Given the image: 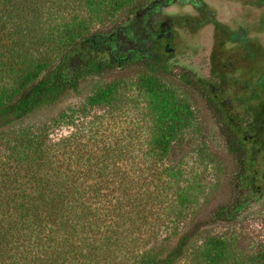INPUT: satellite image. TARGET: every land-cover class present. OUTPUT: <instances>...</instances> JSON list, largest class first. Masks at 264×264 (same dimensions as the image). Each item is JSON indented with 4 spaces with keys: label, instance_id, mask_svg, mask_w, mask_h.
I'll list each match as a JSON object with an SVG mask.
<instances>
[{
    "label": "trees",
    "instance_id": "1",
    "mask_svg": "<svg viewBox=\"0 0 264 264\" xmlns=\"http://www.w3.org/2000/svg\"><path fill=\"white\" fill-rule=\"evenodd\" d=\"M132 1L0 0V264H178L202 228L234 223L259 195L253 168L255 154L264 158V104L246 111L241 131L218 102L216 87L214 96L206 94L207 82L185 70L178 75L180 82L206 102L225 152L233 159L230 202L212 213V223L194 224L173 245L166 238L158 240L130 263L124 254L128 248L124 233L133 235L131 243L142 240L139 230L129 225L130 213L122 208L127 202L138 213L140 205L135 195L122 189V185H130L122 165L135 164V160L125 159L127 145L118 140L108 142V137L98 143L84 141L76 134L53 141L51 126L75 122L74 115L81 116L75 111L59 114L58 119L42 125L26 124L40 111L65 103L88 84L94 88L85 100V109L115 107L125 101L123 90L129 77L137 74V83L147 92L144 115L151 124V141L143 145L142 153L149 162L148 172L152 171L151 185L163 194V176L179 177L177 169L163 163L174 149L185 146L181 135L193 112L164 83L170 70L168 57L151 54L135 58L131 48L137 44L135 29L146 36L149 8L157 0H134L138 3L130 10L133 16L128 25L109 33L91 31L93 7L113 13ZM58 9L63 10L62 15H57ZM135 63L137 69L131 76L104 78L113 72H127ZM107 190L118 194V200L109 210L112 225L104 231L106 224L90 200L104 197ZM171 194L177 204L173 210L185 211L177 216L197 201L183 190ZM160 198L158 194V202ZM119 221L122 225L116 223ZM224 247L223 240L207 239L197 255L203 256V264H225ZM259 261L264 264V252Z\"/></svg>",
    "mask_w": 264,
    "mask_h": 264
},
{
    "label": "rangeland",
    "instance_id": "2",
    "mask_svg": "<svg viewBox=\"0 0 264 264\" xmlns=\"http://www.w3.org/2000/svg\"><path fill=\"white\" fill-rule=\"evenodd\" d=\"M137 3L133 0L132 4H125L113 13L93 7L92 34L109 33L119 26L128 25L133 16L130 10ZM258 3L261 2L201 0L199 7H194L186 2H174L162 11L164 16L172 18L176 24L173 27L174 39L162 40L156 47V55L165 54L169 59L170 70L164 83L193 112L189 125L181 135L185 146L174 149L163 163L177 169L175 173L179 174L178 178L163 176L161 181H166V191L163 190V194L160 189L155 188L156 185H151L152 171L148 172L149 162L142 153L143 145L146 146L151 141L148 130L151 124L148 116L144 115L147 92L137 83L140 76H131L137 69L136 63L127 72H113L104 76L107 81L116 76H131L128 86L123 90L127 98L115 107L85 109V100L94 88L88 84L78 93L71 94L65 103L52 110L40 111L36 117L26 122L42 125L52 122L54 117L58 119L59 114L69 112L72 115V111H75L82 116L85 110L87 118L81 119V116L74 115L76 120L73 123L59 122L52 125L50 138L56 142L76 134L81 135L84 141L98 143L108 137V142L118 140L127 145L125 159L135 160V164L122 165L121 171L124 170L123 173L128 175L127 183L130 184L128 187L122 185V189L130 196L135 195L133 198H138L140 205L137 208L138 213H134L130 208L131 204L127 202H123L127 206L122 208L130 213L129 225L139 230L138 234L141 235L137 236L142 240L131 243L133 235L130 232L124 233V246L128 247L124 254L130 263L131 258L149 249L158 240L166 238L173 245L177 242V237L193 229L194 224L198 223L200 226L212 223V213L230 202L228 199L232 190L230 178L233 173V159L225 152L218 126L206 107V102L196 90L181 83L178 75L185 70L191 71L207 82L206 94L211 93L214 96L216 87L215 96L226 110L228 119L237 129H243L246 111L264 104V0L260 6ZM57 13L62 15L63 10L58 9ZM166 43L171 45L172 51H165ZM214 80L218 85L214 86ZM136 162L139 163L138 167L135 166ZM254 162L253 171L260 186L259 195H255L254 202L239 214L234 223L218 222L214 226L202 228L200 237L189 247L186 258L178 264L205 263L203 256L201 258L197 255V250L205 240L214 237L226 244L225 264H261L259 256L264 252L263 156L255 154ZM176 190H183L197 199L184 215L177 216L184 213L183 210H173L177 204L173 203L175 198L171 193ZM107 191L104 192V197L90 200L100 214L101 221L106 224L104 231L112 225L113 219L109 210L118 200V194ZM158 194L161 195L159 202ZM150 199L153 201L150 202ZM122 221L116 223L122 225Z\"/></svg>",
    "mask_w": 264,
    "mask_h": 264
},
{
    "label": "flooded vegetation",
    "instance_id": "3",
    "mask_svg": "<svg viewBox=\"0 0 264 264\" xmlns=\"http://www.w3.org/2000/svg\"><path fill=\"white\" fill-rule=\"evenodd\" d=\"M198 1L200 2L201 0H157V4H152L149 8L150 13L148 17V30L146 32V36L139 34L138 29L134 30L136 36L134 41L137 43L135 45H131V48L135 51L134 57L137 58L143 55L146 56L151 54L156 55V47H158L162 40L168 41L174 39L173 27L176 25L175 20L168 16H164L162 11L165 8L169 7L174 2L175 4L186 2L194 7H199ZM258 2L262 3L263 0H258ZM261 3H258L257 5L260 6ZM124 41L126 42L127 40ZM164 49L168 52L173 50L169 43L165 44Z\"/></svg>",
    "mask_w": 264,
    "mask_h": 264
}]
</instances>
